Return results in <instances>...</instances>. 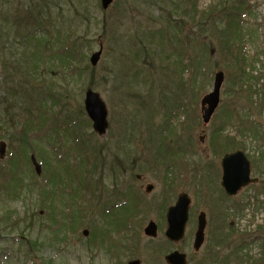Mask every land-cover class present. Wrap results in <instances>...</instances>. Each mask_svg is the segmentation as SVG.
I'll use <instances>...</instances> for the list:
<instances>
[{"label": "rangeland", "instance_id": "rangeland-1", "mask_svg": "<svg viewBox=\"0 0 264 264\" xmlns=\"http://www.w3.org/2000/svg\"><path fill=\"white\" fill-rule=\"evenodd\" d=\"M155 1L159 4L114 0L103 10L99 0H0V141L6 142L5 156L0 158V264H111L113 251L97 249L106 246L109 236L100 222L114 219L113 213L126 201L129 211L137 210L140 203L132 204L136 197L142 206L152 207L146 215L129 220V235L125 234L127 244L131 240L133 245L135 237L128 236H138L132 256L138 255L141 264H166L163 255L173 249L185 252L189 264H207L205 258L230 250L243 261L232 255L233 261L226 264H246L249 259L251 264H264V0H196L197 15L209 11L212 17L199 30L189 29L187 19V24L173 23L180 35L169 26L180 14L169 0ZM224 1L231 2L227 8ZM30 4L38 9L27 13ZM100 43L103 51L93 67L89 57ZM67 52L75 57L70 59ZM183 63L188 67L182 68ZM216 70L224 72L220 101L210 122L203 125L200 99L211 91ZM90 75L92 90L107 108L104 135L92 130L83 111ZM175 109L179 110L174 113ZM71 119L73 125L68 124ZM21 124L26 128L19 135ZM213 134L221 135L214 147ZM80 135L105 149L101 155L108 164L112 154L125 159L130 152L142 158L134 163L131 175L117 171L113 177L106 164L97 185L95 173H89V191L76 182L70 189L71 183L64 185L69 173L64 164L73 159L76 166L79 156L88 153ZM177 138L187 142L189 153L178 148L161 153L164 168L159 161L151 162L150 157L163 150L157 143H174ZM129 139L133 144L128 151ZM20 140L31 141L23 145L25 156ZM235 148L252 162L251 175L259 182L227 198L220 190V160L224 151ZM31 154L40 163V174L34 172ZM52 167L60 168L55 171L54 197L41 203L43 188L51 189L46 175ZM122 183L130 184L129 193L119 194ZM147 184L153 185L149 193ZM181 191L191 198L190 218L184 240L175 246L162 236L161 211ZM166 196L167 202L162 199ZM89 204L102 214L90 215L85 210ZM76 206L83 208L86 218L68 232V223L60 224L61 210L70 214ZM200 210L207 217L205 241L194 253L192 233ZM88 217L98 223V235ZM150 219L158 226L154 240L142 232ZM83 229L89 231L87 236ZM21 235L29 238V244ZM219 238L228 245L222 248ZM120 253V264L133 258Z\"/></svg>", "mask_w": 264, "mask_h": 264}, {"label": "water", "instance_id": "water-1", "mask_svg": "<svg viewBox=\"0 0 264 264\" xmlns=\"http://www.w3.org/2000/svg\"><path fill=\"white\" fill-rule=\"evenodd\" d=\"M102 8L106 9L113 0H100ZM102 52V45L100 44L99 50L95 51L90 56V64L96 65L100 54ZM223 82V72H217L214 76L213 90L212 92L206 94L201 99L202 108V120L203 123H207L219 102V91L221 84ZM85 110L92 120L93 129L99 133L103 134L107 127L106 115L107 109L104 102L99 98L96 92L88 89L85 93L84 99ZM5 153V143L0 142V157H3ZM33 158V157H32ZM222 165V181L221 185L225 192L229 195L235 194L242 186L246 185L249 181V162L243 152L236 151L230 154L224 155L221 161ZM35 168L37 172L40 171L39 165L35 163ZM151 186L147 187L150 190ZM188 205L189 199L186 194H180L176 203L168 208L167 212V229L165 235L173 241H178L182 238L185 223L188 215ZM205 227V214L201 212L198 216V228L195 233V240L193 247L198 250L201 243L203 242V234ZM144 232L147 235L154 236L156 234V226L153 222L145 227ZM87 232H85L86 234ZM166 260L170 264H186L185 255L179 253L178 251H173L168 254ZM131 264H138V262H133Z\"/></svg>", "mask_w": 264, "mask_h": 264}, {"label": "trees", "instance_id": "trees-1", "mask_svg": "<svg viewBox=\"0 0 264 264\" xmlns=\"http://www.w3.org/2000/svg\"><path fill=\"white\" fill-rule=\"evenodd\" d=\"M159 2H161L162 0H158ZM182 1H184V2H189V0H182ZM143 3H145V0H143ZM153 3H156V4H159L157 1H155V0H153ZM187 3H186V6H187ZM226 3V2H225ZM231 3V2H230ZM50 4H52L51 3V1H50ZM189 4V7H186L184 10H182V12H181V14H180V17L177 19V20H175L174 21V23L176 22L177 24H187L188 23V28L189 29H191V28H196V29H200V26H202V29H203V26H205L206 27V23L209 21V19L212 17V14L209 12V11H207V12H201L200 14H198L197 15V10H196V5H195V0H194V3L192 2H189L188 3ZM33 4H30L29 5V7H28V12L27 13H31V12H33V11H35V10H37L38 8H36L35 6H32ZM48 5V4H47ZM47 5L44 7L45 9L47 8ZM44 6V5H43ZM43 6L42 7H40V9H39V11L43 8ZM183 6H185V5H183ZM234 10H235V8H234ZM236 12H238V10H235ZM195 12V13H194ZM26 13V14H27ZM188 20L187 21V23H184V20ZM171 23V22H170ZM171 25L174 29H176V30H178V25ZM40 25H42V23H39L38 24V26H40ZM106 27H107V25H106V21L104 20V21H102V30H103V32L105 31V29H106ZM229 24L227 25V33H228V30H229ZM205 32H206V30H205ZM220 33H224L223 32V30L221 29L220 30ZM177 35H180V31H179V34H177ZM228 37V36H227ZM221 42H222V40H221ZM226 46H227V44H225V48H226ZM73 52V51H72ZM66 56L67 57H69L70 59L71 58H73V57H75L74 56V53L72 54L71 52H67V54H66ZM68 58V59H69ZM104 76L105 77H109L110 76V72H106L105 74H104ZM125 77H123V79H124ZM93 79L92 78V76L90 75V78H89V87H92V84H91V80ZM181 147L180 146H178V149H180ZM161 149V148H160ZM186 150V147H184L183 148V152ZM160 152V153H159ZM159 152L156 154V155H158V156H164V155H162L161 153H167V152H170L167 148L165 149V150H159ZM173 152H175L174 150H173ZM164 153V154H165ZM167 155H169V157H173V155H172V153H170V154H167ZM157 158H160V157H157ZM162 163L163 164H165V162H164V160L162 159Z\"/></svg>", "mask_w": 264, "mask_h": 264}, {"label": "flooded vegetation", "instance_id": "flooded-vegetation-1", "mask_svg": "<svg viewBox=\"0 0 264 264\" xmlns=\"http://www.w3.org/2000/svg\"><path fill=\"white\" fill-rule=\"evenodd\" d=\"M120 254L122 253H116L115 255L111 256L110 257V260H112L111 264H120L119 260H118V257L120 258ZM131 259H129L125 264H128V262L130 261Z\"/></svg>", "mask_w": 264, "mask_h": 264}]
</instances>
